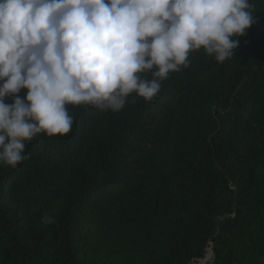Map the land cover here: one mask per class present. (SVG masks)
I'll return each mask as SVG.
<instances>
[{"label":"trees","instance_id":"trees-1","mask_svg":"<svg viewBox=\"0 0 264 264\" xmlns=\"http://www.w3.org/2000/svg\"><path fill=\"white\" fill-rule=\"evenodd\" d=\"M250 3L233 57L191 52L119 112L69 105L67 136L0 164V264H264V0Z\"/></svg>","mask_w":264,"mask_h":264},{"label":"clouds","instance_id":"clouds-1","mask_svg":"<svg viewBox=\"0 0 264 264\" xmlns=\"http://www.w3.org/2000/svg\"><path fill=\"white\" fill-rule=\"evenodd\" d=\"M252 8L250 0H0V164L28 160L26 142L41 133L67 136L69 105L119 112L133 93L152 101L191 52L233 57L234 37L257 23Z\"/></svg>","mask_w":264,"mask_h":264},{"label":"rangeland","instance_id":"rangeland-1","mask_svg":"<svg viewBox=\"0 0 264 264\" xmlns=\"http://www.w3.org/2000/svg\"><path fill=\"white\" fill-rule=\"evenodd\" d=\"M212 257V252L210 254L205 253V256L203 259L200 261V264H206L211 260Z\"/></svg>","mask_w":264,"mask_h":264},{"label":"water","instance_id":"water-1","mask_svg":"<svg viewBox=\"0 0 264 264\" xmlns=\"http://www.w3.org/2000/svg\"><path fill=\"white\" fill-rule=\"evenodd\" d=\"M204 256H205V255H204ZM204 256H203V257H204ZM202 259H203V258H202ZM202 259H201V260H202ZM196 264H198V262H196ZM199 264H200V262H199ZM207 264H209V262H208Z\"/></svg>","mask_w":264,"mask_h":264}]
</instances>
